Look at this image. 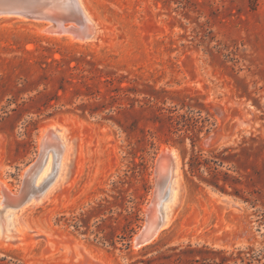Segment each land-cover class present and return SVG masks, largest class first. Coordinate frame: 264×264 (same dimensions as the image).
<instances>
[{
  "label": "rangeland",
  "instance_id": "1",
  "mask_svg": "<svg viewBox=\"0 0 264 264\" xmlns=\"http://www.w3.org/2000/svg\"><path fill=\"white\" fill-rule=\"evenodd\" d=\"M80 2L98 29L83 42L45 33V21L0 15V201L50 152L38 158L44 127L57 125L65 142L40 201L0 204L2 226L15 211L0 264H183L160 255L187 244L264 253V0ZM164 113L177 129L152 122ZM241 143L251 144L245 169L228 172L248 202L189 174L192 149ZM162 147L179 163L172 218L136 245Z\"/></svg>",
  "mask_w": 264,
  "mask_h": 264
},
{
  "label": "water",
  "instance_id": "2",
  "mask_svg": "<svg viewBox=\"0 0 264 264\" xmlns=\"http://www.w3.org/2000/svg\"><path fill=\"white\" fill-rule=\"evenodd\" d=\"M0 15H18L29 19L45 21L50 24L49 29H52L54 33L69 34L75 40L81 42L95 38L98 32L96 25L83 17L79 7L74 4V0H0ZM48 133L55 135L57 131L49 129ZM46 136L47 134L40 141L38 158L41 156V152H43ZM45 150H49L52 153V160L54 161L52 172L54 170L55 172L45 182L36 185L35 176L36 172H38V165L35 164L36 162L31 164L23 175L21 185L12 196L15 199L14 204L17 206L21 207L29 201L33 193L40 196L54 178L56 173L55 163L59 157L55 156L53 147L45 145ZM60 151H62V148ZM166 161L168 165L164 172L161 170V164ZM174 165L175 160L171 152L159 151L155 159L156 179L154 194L147 204V211L145 213L146 222L139 233L140 236L135 239L136 245H143L154 239L165 223L163 202L168 195L169 178ZM2 196L5 202L3 193ZM152 212L154 213L153 216Z\"/></svg>",
  "mask_w": 264,
  "mask_h": 264
},
{
  "label": "trees",
  "instance_id": "3",
  "mask_svg": "<svg viewBox=\"0 0 264 264\" xmlns=\"http://www.w3.org/2000/svg\"><path fill=\"white\" fill-rule=\"evenodd\" d=\"M181 118H184V116L182 115ZM161 119L167 121L171 126L174 125L175 129L178 128L175 124L178 125L180 123V120L175 119L169 113L156 116L152 122H160ZM183 120L187 122L192 121L191 118ZM187 122L183 124H187ZM190 124L193 125L194 123ZM197 137L198 132L192 130V134L190 135L192 145ZM250 140L252 142L256 141L255 137H251ZM250 145L248 147H251ZM248 147L241 143L239 144L238 151H234L236 148L231 146H224L220 150L212 149L206 153L201 150L192 149L186 160L187 170L191 176L196 177L208 186L220 192L238 196L248 202L249 200L246 197L240 195L241 190L237 187V184H242V181L238 176L231 175L228 172L230 169L228 166L230 165L235 168L234 170L237 173H239V169H245L241 156L242 153L248 150ZM224 167L227 168L224 169ZM226 185L231 188L230 191H227ZM170 250L172 251L171 253L160 255L162 263L172 258L174 261L183 262V264H263L261 260L264 258V253H261L262 251L257 252L251 247L237 250L235 253L233 251L226 253L224 250L211 251L204 246L198 247L190 244H187L185 247L173 246ZM237 260H239V263ZM152 261L153 259L147 261L139 260V262H144L145 264L153 263Z\"/></svg>",
  "mask_w": 264,
  "mask_h": 264
},
{
  "label": "bare ground",
  "instance_id": "4",
  "mask_svg": "<svg viewBox=\"0 0 264 264\" xmlns=\"http://www.w3.org/2000/svg\"><path fill=\"white\" fill-rule=\"evenodd\" d=\"M74 4L79 7V9H80L83 17H85L88 21H91L90 17H88V15L86 14V12H85V10H84V8H83L80 0H74ZM46 24L47 25H45L43 31L45 33H54L52 29H49V25L50 24L49 23H46ZM55 34H57V33H55ZM58 34H60V33H58ZM68 38H70L71 40H73V37L71 35H69ZM43 129L44 130L43 131L41 130L42 133H41V135L39 137L40 138V141H41V139L43 138V136L45 134H47V136L45 137V140H44L45 142H44L43 151L45 149V145H50L51 147H53V150H55V152H57L56 151V147L59 148V151H58L59 152V159L57 160V162H58L57 172L55 173V176H54L52 182L46 187V189L44 190V192L40 196H36L34 200H32V197H31L30 200L27 201L29 203L26 202L27 204L37 203L38 201H40V199L44 196V194L48 191V189L53 185V183L55 182L56 178L59 177L58 175L60 174L59 172L61 171L60 169H61L62 159H63V154H64V149H65L64 148L65 147L64 146L65 145L64 144L65 142L61 139V137H60L59 134L56 133L55 135H52L51 133H48L49 129H55L57 131L58 130L57 125L51 124L49 126L44 127ZM61 148H62V151H60ZM161 151H169V152H171V154H172V156H173V158L175 160V165H174V168L172 170L171 176L169 178V188H168L169 191H168V195H167V197L165 198V200L163 202V213H164L165 223H164V225H163L162 228H164V226L166 225V223H168L171 220V218H172L173 212L171 211V209L173 207V203L176 202V198L175 197H176V193H177V189H178V185H177V182H176V178H177V174H178L177 172H178V169H179V165H178L179 163H178V160H177L176 152H175V150L173 148H171V147H166V148L165 147H162ZM49 153L50 152H46L43 155V152H41V155H43L44 157L41 156V157H43V161H42V163L37 168V171L38 172H36V176H35V184L36 185H40L41 183H43V182H39V183H36V182L37 181H40L39 179H43L45 176H47L49 174V171L51 172V170H52L53 160H52V155H50ZM57 157H58V155H57ZM167 165H168L167 161L166 162H162V164H161V170H163L165 172L166 169H167ZM3 194H4V197H5V200L7 201V203H4V207L6 205H8V206H10L12 208H16V209H19L20 210L24 205H27L25 203V204H23L20 207V206H17L16 204H14V200L15 199L12 198V196L15 193H10L8 191H5V192H3ZM2 198H3V196H2ZM2 202H4V200H2ZM2 202L0 201V204ZM168 206H171V208H169V210H168ZM145 209L147 210V207ZM16 211H18V210H16ZM6 212H9V213H7L6 219H3L4 226L0 225V235H5L6 237H8L9 234L7 233V231H9L8 226L11 224V221H9V220L7 221V223H9V225H7V226L5 225V223H6V220L10 216H12L13 215L12 213H14L15 211L8 210ZM153 215H154V213L152 212V216ZM10 220H12V222H13V219L11 217H10ZM20 232L23 234L24 230H20ZM139 236H140V234H138L137 237H139Z\"/></svg>",
  "mask_w": 264,
  "mask_h": 264
}]
</instances>
